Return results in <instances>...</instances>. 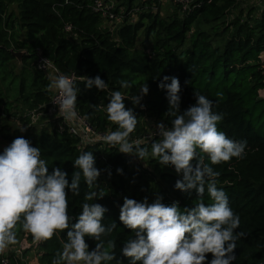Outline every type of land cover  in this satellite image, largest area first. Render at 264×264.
I'll return each instance as SVG.
<instances>
[{
  "label": "trees",
  "instance_id": "trees-1",
  "mask_svg": "<svg viewBox=\"0 0 264 264\" xmlns=\"http://www.w3.org/2000/svg\"><path fill=\"white\" fill-rule=\"evenodd\" d=\"M248 1L194 0L187 11L175 7L172 14L161 17L160 0H121V9L112 10L121 12L120 19L114 21L93 9L94 0H0V138L6 145L17 137L28 139L40 148L49 172L61 167L68 173L69 182L72 173L78 171L72 161L81 150L93 152L101 175L92 189L82 178L80 195L68 193L69 212L79 213L89 191L106 193L88 202L108 209L105 225L117 224L102 239L105 244L109 239L115 241L121 264L128 261L120 248L133 235L118 218L124 197L138 200L155 192L163 197L164 204L178 201L183 209L197 203L195 190L188 194L174 189L180 177L168 166L159 169V181L132 190L129 197V164L118 147L101 142L79 147V139L65 129H36L30 114L45 118L54 94L49 91L50 78L37 67L36 58L42 54L60 74L75 77L80 88L77 112L87 116L100 132L116 130V125L93 106L106 105L110 91L120 90L131 97L147 83L149 92L143 108L125 99V106L133 108L138 120L132 140L145 131V115L171 125L165 90L157 86L163 76L179 79L181 111L195 103L196 92L212 100L213 111L223 114L218 130L247 142L243 159L211 165L220 173L217 186L226 191L230 207L240 216L236 231L245 233L236 242L232 264H264V97L260 95L264 90V61L259 55L264 51V10L247 6ZM132 14L137 18H131ZM231 15L233 18L227 20ZM141 34L144 38L138 41ZM12 51L22 52L20 62ZM96 75L105 80L108 90L85 88L82 81ZM121 80L132 86L121 88ZM18 123L23 124L24 132L17 129ZM205 163H210L207 156ZM118 167L123 174L116 172ZM211 202L205 193L204 203ZM15 232L35 246L39 264H51L66 242V230L39 243L20 223ZM86 242L89 250L97 243L87 237ZM206 255L212 258L210 253ZM0 256L9 257L13 264H30L15 252ZM117 260L110 264H117Z\"/></svg>",
  "mask_w": 264,
  "mask_h": 264
},
{
  "label": "clouds",
  "instance_id": "clouds-1",
  "mask_svg": "<svg viewBox=\"0 0 264 264\" xmlns=\"http://www.w3.org/2000/svg\"><path fill=\"white\" fill-rule=\"evenodd\" d=\"M47 63L46 59L42 61ZM82 82L87 89L106 91L109 87L99 75L86 77ZM118 83L123 89L132 86L127 80ZM157 86L165 90L167 113L172 119L170 126L155 125L154 136L159 139L151 142V152L142 140L131 139L138 120L133 108L125 106L128 99L134 106L143 107L141 100L149 92L147 83L131 97L120 90L110 91L106 105L93 106L116 125V130L109 131L101 140L111 147L118 145L120 153L142 161L150 157L162 167L171 166L180 177L174 189L188 194L195 190L197 203L181 209L178 201L166 205L159 195L151 203L147 197L140 201L124 197L118 218L133 235L123 243L120 253L128 264H232L236 260V242L245 233L236 231L240 216L230 207L226 191L217 186L220 173L211 165L232 158L243 159L247 142L234 140L218 130L223 114L213 111L214 102L198 92L194 93L195 103L181 111V85L177 77L165 75ZM48 87L49 91L57 92L53 103L60 115L68 121L79 119L80 88L75 77L54 73ZM17 129L26 130L19 123ZM205 156L210 163H205ZM72 163L78 171L72 173L69 182L68 173L61 167H53L49 172L40 148L24 137L13 139L0 151V254L17 242L15 229L20 223L37 243L66 230V242L51 264H110L117 260L115 241L109 239L105 244L102 239L117 224L113 221L105 225L104 214L108 209L100 203L88 202L101 199L106 193L89 191L79 213L69 212L68 193L80 195L82 178L92 189L102 170L96 167L92 151L81 150ZM116 172L123 174L119 167ZM108 174L111 175L110 170ZM205 193L211 203H204ZM86 237L97 241L91 250ZM209 253L210 260L206 255ZM117 264L121 262L117 260Z\"/></svg>",
  "mask_w": 264,
  "mask_h": 264
},
{
  "label": "rangeland",
  "instance_id": "rangeland-1",
  "mask_svg": "<svg viewBox=\"0 0 264 264\" xmlns=\"http://www.w3.org/2000/svg\"><path fill=\"white\" fill-rule=\"evenodd\" d=\"M253 2L255 3L254 0H249L246 3V5L254 6ZM109 3L113 4L114 8L122 7L121 0H110ZM158 10H159V14L161 17H166L172 14L173 11L176 10V8L174 5H172L169 2V0H162L160 2V8H158ZM131 18L136 19L137 16L135 14L134 15L132 14ZM232 18H233L232 15L228 16L227 20H231ZM114 21H117V20H114ZM143 38L144 36L141 34L139 36L138 41H141ZM259 55H260L261 60L264 61V51L261 52ZM48 74L51 77L53 72L50 71L48 72ZM260 95L264 97V90L260 91ZM144 100H145V97H143V99L141 100V104H144ZM140 108H143V107H140ZM53 117L54 115L50 116L51 119ZM144 119H145V131L143 132L142 136L139 139L144 142L143 146H146L149 152H151V142L154 140V138L158 137V136H154V133L156 131L155 125L157 123H162V122L159 119L153 116H149V115H145ZM32 124L35 125L36 129L45 128V129L50 130L53 125V121L52 120L49 121V117L43 118L42 116H40L39 118H36ZM102 144L103 146H105V143H102ZM5 146L7 145L0 138V148H4ZM124 156L127 158V161L129 164L128 172H130V175L127 178V183H126L127 185L126 195L127 196L130 197L132 190H139L143 185L148 186V185H151L154 181H159L158 171L160 168H162V166L155 159H152L149 157V158H145V160L142 161L128 154H124ZM157 195L159 194H156L155 192L150 193V195L147 197L149 200V203H151ZM144 197L139 198L137 201L142 200ZM16 240L17 242L13 245H10L9 248L6 249L3 254H10L14 252L15 254L20 253L23 259H26L30 264H36V262L38 261V255H37V249L35 248V246L31 244L30 242H28L25 236L20 235V234H16Z\"/></svg>",
  "mask_w": 264,
  "mask_h": 264
},
{
  "label": "built area",
  "instance_id": "built-area-1",
  "mask_svg": "<svg viewBox=\"0 0 264 264\" xmlns=\"http://www.w3.org/2000/svg\"><path fill=\"white\" fill-rule=\"evenodd\" d=\"M162 0H160L161 2ZM194 0H169V2L174 5L175 7H179L181 12L187 11L190 9L191 4L193 3ZM254 6L258 7L259 10H264V0H254ZM110 0H94L93 3V9L95 11H101L103 15L108 16L111 20H119L120 19V13L119 11L112 12L114 10L113 4L109 3ZM117 9V8H116ZM121 9V8H120ZM118 13V15H117ZM66 29H69V27H66ZM46 59L42 54H38L36 58V64L37 67L42 70L43 72L47 73L48 72H53V73H58L60 74L54 66L48 61V63L42 64V61ZM57 96V92L54 91V94L52 96L51 102H50V107L47 110V116L49 117V121H53L52 127L56 126L59 130H66L70 134L76 136L79 139L78 145L79 147H84L86 145L94 144L91 143V141H96L102 142L101 137L109 132H100L96 130L94 126L87 120L83 119L84 116L80 115L79 119H75L72 121L65 120L59 113L58 107L53 103L54 99ZM54 115V117L51 119L50 116ZM42 116L41 114H35L32 112L30 114V117L32 119V123L35 121L36 118H39ZM148 136V135H147ZM119 148V146L117 145ZM19 253V252H17ZM21 260H24L23 257L19 254H17ZM0 264H13L9 257H2L0 256ZM36 264H39L37 261Z\"/></svg>",
  "mask_w": 264,
  "mask_h": 264
},
{
  "label": "water",
  "instance_id": "water-1",
  "mask_svg": "<svg viewBox=\"0 0 264 264\" xmlns=\"http://www.w3.org/2000/svg\"><path fill=\"white\" fill-rule=\"evenodd\" d=\"M12 53L16 57V59L20 62V57H21L22 52L21 51H17V52L12 51Z\"/></svg>",
  "mask_w": 264,
  "mask_h": 264
},
{
  "label": "crops",
  "instance_id": "crops-1",
  "mask_svg": "<svg viewBox=\"0 0 264 264\" xmlns=\"http://www.w3.org/2000/svg\"><path fill=\"white\" fill-rule=\"evenodd\" d=\"M53 74H54V73H53ZM53 74H52V75H53Z\"/></svg>",
  "mask_w": 264,
  "mask_h": 264
}]
</instances>
